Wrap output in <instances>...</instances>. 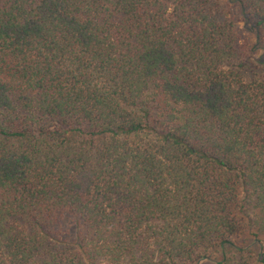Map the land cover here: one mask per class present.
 I'll use <instances>...</instances> for the list:
<instances>
[{"label": "trees", "instance_id": "trees-1", "mask_svg": "<svg viewBox=\"0 0 264 264\" xmlns=\"http://www.w3.org/2000/svg\"><path fill=\"white\" fill-rule=\"evenodd\" d=\"M246 235L264 0H0V264H252Z\"/></svg>", "mask_w": 264, "mask_h": 264}, {"label": "rangeland", "instance_id": "rangeland-1", "mask_svg": "<svg viewBox=\"0 0 264 264\" xmlns=\"http://www.w3.org/2000/svg\"><path fill=\"white\" fill-rule=\"evenodd\" d=\"M227 0H222V4L226 6ZM235 15L237 17H240L238 8L232 7L231 8ZM245 239H239L236 241L237 245L239 247H242L244 250H242L240 253L236 252L235 250H231V253H235V257L237 259H240L242 257H246L247 260H249L252 264H264V250L261 249L260 245L254 244L250 246L251 239L248 238ZM261 244L264 245V238L261 239ZM209 260L205 261L203 264H215L217 261H219L220 258V252L219 251H210L209 254Z\"/></svg>", "mask_w": 264, "mask_h": 264}]
</instances>
